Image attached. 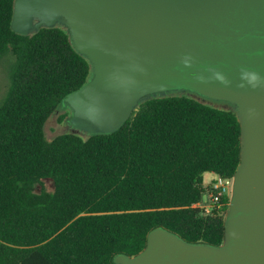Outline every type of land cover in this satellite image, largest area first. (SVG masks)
<instances>
[{
  "label": "trees",
  "instance_id": "16d2710c",
  "mask_svg": "<svg viewBox=\"0 0 264 264\" xmlns=\"http://www.w3.org/2000/svg\"><path fill=\"white\" fill-rule=\"evenodd\" d=\"M14 2L0 0V56L14 59L0 104V264H114L118 254L143 251L156 228L220 247L229 196L212 204L203 175L234 177L237 114L155 95L113 133L48 140L46 122L88 82L91 66L60 25L13 32Z\"/></svg>",
  "mask_w": 264,
  "mask_h": 264
},
{
  "label": "water",
  "instance_id": "95a60500",
  "mask_svg": "<svg viewBox=\"0 0 264 264\" xmlns=\"http://www.w3.org/2000/svg\"><path fill=\"white\" fill-rule=\"evenodd\" d=\"M60 23L91 66L62 104L90 134L119 130L140 101L175 90L227 103L240 123L223 244H189L156 228L143 251L113 263L264 264V0L14 2L17 34Z\"/></svg>",
  "mask_w": 264,
  "mask_h": 264
},
{
  "label": "rangeland",
  "instance_id": "374dc122",
  "mask_svg": "<svg viewBox=\"0 0 264 264\" xmlns=\"http://www.w3.org/2000/svg\"><path fill=\"white\" fill-rule=\"evenodd\" d=\"M63 27H66L64 23H60ZM13 58L10 54L0 56V104L2 103L10 84V71L13 64ZM162 96H177V95H187L191 96L199 101H202L208 105L218 107V108H230V106L225 102L213 101L204 99L192 92L185 90H175L168 91L166 93L159 94ZM64 113L67 114L65 118L59 121L60 116ZM45 135L48 140H52L59 134L62 133H73L81 136L82 138L87 137L91 130L80 123H72V113L69 108L63 104L57 107L56 111L51 115L45 124ZM204 179L205 184H209L212 179H215L216 175L208 173ZM43 187L46 191L53 190V183L50 180L43 181ZM40 186H36V192H39ZM231 194V193H230ZM230 197V196H229Z\"/></svg>",
  "mask_w": 264,
  "mask_h": 264
},
{
  "label": "built area",
  "instance_id": "2783aa9c",
  "mask_svg": "<svg viewBox=\"0 0 264 264\" xmlns=\"http://www.w3.org/2000/svg\"><path fill=\"white\" fill-rule=\"evenodd\" d=\"M232 188V179L223 178L220 176L215 177L210 182V190L208 193V198L212 204L217 203L223 196H230ZM205 211L208 212L210 210V206H204Z\"/></svg>",
  "mask_w": 264,
  "mask_h": 264
},
{
  "label": "crops",
  "instance_id": "0c3cea01",
  "mask_svg": "<svg viewBox=\"0 0 264 264\" xmlns=\"http://www.w3.org/2000/svg\"><path fill=\"white\" fill-rule=\"evenodd\" d=\"M207 175H209L208 173H205L204 175H203V181H204V179H205V177L207 176ZM213 180V179H212ZM204 183H205V181H204Z\"/></svg>",
  "mask_w": 264,
  "mask_h": 264
}]
</instances>
